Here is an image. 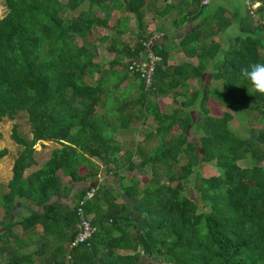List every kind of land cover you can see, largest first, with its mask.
<instances>
[{
	"label": "trees",
	"instance_id": "16d2710c",
	"mask_svg": "<svg viewBox=\"0 0 264 264\" xmlns=\"http://www.w3.org/2000/svg\"><path fill=\"white\" fill-rule=\"evenodd\" d=\"M150 1L3 0L0 121L22 111L31 135L21 136L12 123L9 135L20 148L10 178L0 185V264H36L35 259H41L38 264H264V127L249 125L250 119L264 123V94L239 76L242 66L264 62V0L255 8L257 22L231 3L205 9L208 0H162L155 14L174 9V26L191 23L176 45L195 56L194 64L166 62L164 42L171 39L161 36L157 23L146 30ZM235 18L232 35L212 37ZM95 27L110 29L96 36L112 51L104 60L93 61L97 48L85 40ZM124 33L127 41L120 37ZM148 52L158 58L145 85L136 67ZM184 67L195 77L207 71L211 82L195 84L176 101ZM157 93L177 106L159 110ZM207 96L227 110L209 111ZM234 116L248 122L242 132L230 125ZM146 117L157 124L139 126L137 139L123 133L121 144L116 133ZM152 135L154 143L146 145ZM38 140L58 145L23 174L35 163L32 145ZM5 153L1 147L0 157ZM201 163L215 173L203 175ZM101 168L119 177L117 191L98 183L72 190L73 183L96 177ZM120 169L146 175L144 183L138 186L133 175L124 183ZM90 187L91 196L79 204ZM119 191L122 198L115 200ZM18 200L31 205L15 213ZM82 217L95 229L71 244ZM29 244L34 247L21 251Z\"/></svg>",
	"mask_w": 264,
	"mask_h": 264
},
{
	"label": "rangeland",
	"instance_id": "374dc122",
	"mask_svg": "<svg viewBox=\"0 0 264 264\" xmlns=\"http://www.w3.org/2000/svg\"><path fill=\"white\" fill-rule=\"evenodd\" d=\"M222 3L226 2L227 6L228 4L230 5L233 4V7L236 11H238L239 14H241L242 12H244L245 15L250 16L251 21L252 22H257V14H255V8L256 6L259 4V0H242V5H241V0H223L221 1ZM85 3L82 4V6L84 7ZM149 6L151 8V14H154L153 16V21H157L159 15L155 14V9L157 8V4L155 3L154 0H151L149 3ZM205 9H209L214 7V3L213 0H209V3L206 4ZM78 10V7L73 11V13H75ZM116 10H114L115 12ZM5 12V7L3 4V0H0V16ZM119 11L117 10L116 13H118ZM96 14L100 15V12H96ZM114 14V13H113ZM112 14V15H113ZM232 16V15H231ZM146 17L149 18V14H146ZM112 21V19L109 20L110 23ZM260 21L264 22V10H262L260 12ZM152 22L147 24L146 30H152L153 26H152ZM237 25H238V19L235 18L232 20V22L227 26V28L224 30L223 33H221L220 31H218L216 34H214L212 37L214 39H221V40H225L227 39L228 35H232V33L234 31H236L237 29ZM110 29L106 28V27H95L93 29V31L90 34H87L85 37V40L88 43H93L97 48L95 55L93 56V61L94 60H104L106 58L111 57L112 55V51L106 50L104 43H99L98 40L96 39V36L101 35L102 33H107ZM129 35H127V33L121 34V38H123L124 40H128ZM78 37H75L76 42H79ZM132 41V39L130 40V42ZM99 44V45H97ZM164 44L166 46H168L170 43L168 41H165ZM101 45V46H100ZM176 56L179 59H182L183 61H190L191 63H195L196 58L195 56H192V58L190 57H184L185 55H180L179 52L176 53ZM180 63V62H178ZM169 64V63H168ZM186 66V65H185ZM182 73L185 74L184 75V79L182 80V82L178 85L175 86V89L180 91V94L177 95L175 97V100L178 101L180 98H184V96L189 95L190 90L192 89L193 86L196 85H201L202 83H209L210 81V76L209 73L207 71H205L204 73H202L200 76L195 77L193 75V72L191 70L190 67H184L182 69ZM85 78V77H84ZM86 79V78H85ZM124 82H122L119 86H122ZM150 98H152V100H154L155 98L151 97V95L149 96ZM158 99V101L156 100ZM156 105H158V109L159 110H166V105L169 106H177L176 102H173L171 97L169 95H161L159 96V98H156ZM160 104V105H159ZM204 105H206V107L209 109V111L214 112L216 114L220 113L222 110L226 109V107H223L221 105H219L217 103V101H215L214 99H212L210 96H207L206 100L204 101ZM191 117L192 120L195 121L196 120V113H195V108H191ZM12 123H14L16 125V131L23 137H25L26 139H28L30 137V129H29V124L28 121L26 119L25 114L22 111H18L16 116L13 119H7V118H2V120L0 121V148L1 147H5L6 148V153L0 157V185L6 183V181L10 178L11 173H10V166L12 163V159L16 153V151L19 150L20 146L18 144H16L11 138H10V130H11V125ZM133 124V127L131 130H137V128L140 126H148L149 128H152L153 126H155L157 124V122L155 120H152V118L147 117L144 121V123H139V121L136 120V122L131 123ZM144 124V125H143ZM248 124V122L246 123L245 121H242V119L240 117H236L234 116L231 121H230V125L233 127L235 132H242V130L247 127L246 125ZM249 125L254 126V127H264V123H260L258 121H256L255 119H250ZM139 130V129H138ZM178 131V130H177ZM176 131V132H177ZM175 132V134H176ZM189 139L194 141V136L189 133ZM140 137V136H139ZM154 143V141L151 142ZM58 145L56 142L53 141H36L33 145H32V155H33V159L34 162L32 165H30L29 167L25 168L23 170V174H25L27 171L37 167L40 162H42V160L44 158L47 157L50 149L53 146ZM179 159L181 158L182 154L179 153L178 154ZM134 158L136 159V156H134ZM93 160L95 162H99L96 158H93ZM262 163H264V158L260 161ZM201 168L200 171L203 175H207V174H213L215 173L213 167L207 165L206 163H201ZM124 172H126L127 170H122ZM58 173H60L59 171H57ZM129 175H133L135 178L139 179V185L141 187L142 183H144L146 175H139L137 173L136 170H131L128 171V173H125V178L123 179L126 183L127 180L126 178L129 177ZM188 183V182H187ZM114 191H117V189L114 187L113 188ZM189 194H193L192 193V189L190 188V185L187 184L186 185V189H185ZM116 193V192H115ZM122 191H119L116 193V198L115 200L122 198L121 197ZM25 200H21V202H24ZM26 202V201H25ZM25 202L23 203V205L25 204ZM127 205L130 207V203L128 202ZM26 206V205H25ZM16 212V211H15ZM131 215L132 218L135 220V222L137 224H142V218L140 217V215H136L134 211L131 210ZM133 231V230H131ZM133 233V232H132ZM125 249H120L118 251H123ZM23 251L25 252V250L23 249ZM144 260H149L151 259L150 257H141ZM156 264H158V262H155Z\"/></svg>",
	"mask_w": 264,
	"mask_h": 264
},
{
	"label": "crops",
	"instance_id": "0c3cea01",
	"mask_svg": "<svg viewBox=\"0 0 264 264\" xmlns=\"http://www.w3.org/2000/svg\"><path fill=\"white\" fill-rule=\"evenodd\" d=\"M155 3L157 4V9H160L163 5V1L162 0H154ZM222 0H213V3H220ZM209 2V0H208ZM146 14H149V18L146 17ZM181 14V13H180ZM157 15V14H156ZM177 12L174 10V9H170L169 11H167L166 13H164L163 15H159L157 21H153V16H151V10L150 9H146L145 10V13H144V17L149 20L148 23L152 22V26L154 27V25L157 23L160 25L161 27V36L163 38H166L168 37L167 39H171L170 40H165V41H168L170 44L168 45V58L166 59V62L169 63V64H179L178 62H185V63H189V64H193L191 63L190 61H183L182 59H179L177 56H176V53L179 52L180 55H184L182 53V51L177 48V40L179 37L182 36L183 33H185L188 29H190L192 27L191 23L189 22H185V23H182L180 26H174L172 24V18H174V16H177ZM161 37V38H162ZM158 43L161 41L157 40ZM187 55H185L184 57H186ZM187 57H190L192 58V56H187ZM134 91V90H133ZM159 96H161L160 93H157L155 94V98H159ZM151 97H153V95H151ZM158 101V99H156ZM160 105V104H159ZM147 118V117H146ZM145 118V119H146ZM145 121V120H144ZM133 127V124H130L128 128L125 129V131H118L116 133L117 137L116 138H120V143L122 144L123 142V133L126 134L125 137H130V135L134 138V139H137L139 136H141L142 134V131L137 130H131ZM154 135H152L151 139L148 140L149 142H147L146 145L150 144L151 145V142L155 140V138L153 137ZM122 139V140H121ZM126 140V139H125ZM42 141V140H40ZM49 141V140H48ZM103 168H101V170H99L98 174L96 175V177L92 178V179H84V180H80V181H76L75 183H73L72 185V190L73 189H78L79 187H85L87 185H90V184H102L104 186H106L107 188H111V185H113L115 188H117L116 186V183L119 181V177L117 175H113V174H107L105 173L104 171H102ZM122 170H126V169H120L119 171V175H121L123 178H125V173H128V171L124 172ZM61 177L62 180H65L66 177L65 176H62L61 173H58ZM54 198V197H52ZM118 200V199H117ZM26 201V202H25ZM25 204L26 206H29L31 204L28 203L27 200H25ZM24 202H20L19 200L17 201V207L16 209L14 210L15 211H19L21 212V210H24L21 208V205H23ZM127 202V201H126ZM40 208V207H39ZM24 212V211H23ZM16 213V212H15ZM4 220V218H3ZM2 220V221H3ZM3 223L0 221V228H1V225ZM14 230L16 232L19 231V227L17 225L14 226ZM133 234V233H132ZM50 244L46 247V250L47 251H50V249H52V246H53V243H54V240L51 239L50 240ZM34 247V244H29L26 248H21V251H23V249L26 251L28 249H32ZM24 252V251H23ZM2 259L0 258V261ZM39 261H41V259H35V263L38 264Z\"/></svg>",
	"mask_w": 264,
	"mask_h": 264
},
{
	"label": "built area",
	"instance_id": "2783aa9c",
	"mask_svg": "<svg viewBox=\"0 0 264 264\" xmlns=\"http://www.w3.org/2000/svg\"><path fill=\"white\" fill-rule=\"evenodd\" d=\"M201 3H205L207 2V0H200ZM148 58L143 61L139 67H136V69L138 68L139 71H141V76H143V81L145 85H148L150 83L151 80V76H152V71H153V66H154V60L158 58V56H156L155 54H151V53H147ZM129 67H132L129 64ZM92 194V188L90 187V189H88L82 196L81 199L79 200V204L82 203V201L84 199H87L91 196ZM80 211V207H77V212ZM95 227L93 225H91L88 221L87 218L82 217L79 219L78 222V230L76 231L73 240L71 241V244H74L76 242H80L84 239H86L87 237H89L91 235V233L94 231ZM68 256V255H66Z\"/></svg>",
	"mask_w": 264,
	"mask_h": 264
},
{
	"label": "clouds",
	"instance_id": "9594fccd",
	"mask_svg": "<svg viewBox=\"0 0 264 264\" xmlns=\"http://www.w3.org/2000/svg\"><path fill=\"white\" fill-rule=\"evenodd\" d=\"M239 76L250 83L254 91L264 94V62H251L242 66Z\"/></svg>",
	"mask_w": 264,
	"mask_h": 264
}]
</instances>
